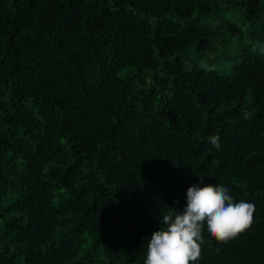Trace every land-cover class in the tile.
I'll return each instance as SVG.
<instances>
[{"label":"trees","instance_id":"16d2710c","mask_svg":"<svg viewBox=\"0 0 264 264\" xmlns=\"http://www.w3.org/2000/svg\"><path fill=\"white\" fill-rule=\"evenodd\" d=\"M208 184L195 264H264V0H0V264H143Z\"/></svg>","mask_w":264,"mask_h":264},{"label":"clouds","instance_id":"9594fccd","mask_svg":"<svg viewBox=\"0 0 264 264\" xmlns=\"http://www.w3.org/2000/svg\"><path fill=\"white\" fill-rule=\"evenodd\" d=\"M209 142L220 146L216 135L209 137ZM186 199L181 212L167 207L165 227L152 234L143 264H195L202 258L205 225L208 236L226 244L253 223L255 205L245 200L237 202L222 184L193 185Z\"/></svg>","mask_w":264,"mask_h":264}]
</instances>
